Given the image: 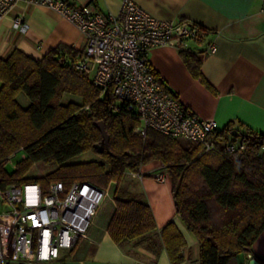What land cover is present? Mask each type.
<instances>
[{
	"label": "trees",
	"instance_id": "16d2710c",
	"mask_svg": "<svg viewBox=\"0 0 264 264\" xmlns=\"http://www.w3.org/2000/svg\"><path fill=\"white\" fill-rule=\"evenodd\" d=\"M197 28L201 37L196 42H200L207 31ZM179 53L190 74L205 83L194 52ZM82 58L83 50L61 44L41 60L20 50L0 59V163L19 150L26 154L11 175L7 167L2 169L11 182L27 183L25 174L41 163L54 170L31 182L88 181L102 189L113 184L115 210L107 233L122 247L145 239L156 224L149 205L119 186L126 174L159 162L170 182L175 213L197 240L199 264H229L252 253L264 231V136L248 128L240 131L230 123L216 133L218 150L209 153L198 144L151 129L143 138L135 133L140 124L133 113L110 112V94L99 98L89 76L75 70V62ZM65 94L78 97L80 103L62 104ZM21 95L29 101L25 108L18 100ZM99 122L109 137L102 152L98 148L102 135L95 127ZM227 142L241 143L245 149L227 153L223 148ZM87 152L99 159L73 162ZM159 237L170 264H182L187 244L175 223L169 222ZM153 253L157 255L156 246Z\"/></svg>",
	"mask_w": 264,
	"mask_h": 264
},
{
	"label": "crops",
	"instance_id": "0c3cea01",
	"mask_svg": "<svg viewBox=\"0 0 264 264\" xmlns=\"http://www.w3.org/2000/svg\"><path fill=\"white\" fill-rule=\"evenodd\" d=\"M65 1L76 7L93 6L103 14H117L121 5V0ZM133 1L157 19L186 22L207 31L202 41L188 43L183 49H190L200 61L205 83L190 74L179 49L157 47L149 53L151 67L183 106L199 118L213 120L217 132L233 123L235 129L248 128L264 136V0ZM17 16H23L26 30L13 26ZM61 44L83 50L85 40L70 22L48 8L18 3L0 20V59L20 50L41 60ZM210 45L215 48L213 53L207 51ZM156 170L165 174L159 162L140 168L142 174ZM129 182L127 191L149 205L156 230L142 241L116 246L107 233L115 210L111 197L101 206L88 239L77 244L69 263L170 264L159 233L174 222L187 244L182 264H199L197 240L175 213L168 178L164 183L150 176L130 178ZM76 250L81 252L79 256ZM253 259L264 264V231L254 242L252 253L239 255L229 264H251Z\"/></svg>",
	"mask_w": 264,
	"mask_h": 264
},
{
	"label": "built area",
	"instance_id": "2783aa9c",
	"mask_svg": "<svg viewBox=\"0 0 264 264\" xmlns=\"http://www.w3.org/2000/svg\"><path fill=\"white\" fill-rule=\"evenodd\" d=\"M18 3L48 8L80 32L85 46L75 70L91 76L99 98L110 94V112L133 113L140 124L136 134L145 138L151 129L198 144L204 153L218 150L215 122L199 118L183 106L148 60L150 51L157 47L183 50L199 40L201 33L196 26L157 19L133 0H121L117 14H103L88 5L72 6L65 0H0V20ZM13 26L21 31L27 28L23 16L15 17ZM207 51L213 53L214 46H208ZM223 148L230 154L245 149L241 143L231 142ZM14 155L0 163V264H73L68 259L77 244L88 239L106 189L88 181L70 185L13 183L2 169L13 165ZM148 175L160 183L166 180L164 174L154 171ZM129 176L141 179L147 175L139 172Z\"/></svg>",
	"mask_w": 264,
	"mask_h": 264
},
{
	"label": "rangeland",
	"instance_id": "374dc122",
	"mask_svg": "<svg viewBox=\"0 0 264 264\" xmlns=\"http://www.w3.org/2000/svg\"><path fill=\"white\" fill-rule=\"evenodd\" d=\"M89 78L91 80V76ZM18 100H19V103L24 108L27 107L28 104H29L28 99L24 95H21L18 98ZM70 102H72V103H80V100H79L78 97H75V96L69 95V94H65L63 96V98H62V104L67 105ZM25 158H26V154H25V152L23 150H19L17 153H15V155L12 158V164L13 165L12 166H8L6 168L8 174L11 175L16 170L17 163L23 161ZM98 159H99V157H98V155L96 153H94V152H87V153H84L81 156L75 158L73 160V162L74 163L90 162V161H94V160H98ZM53 170H54V166H46V165H43L41 163H37V164L33 165L30 168V170L25 174V178L26 179H29L28 182H31V181H33L35 179L43 178L44 176H46L48 173L52 172ZM155 173L158 174L159 171L156 170ZM159 174H161V173H159ZM146 175L147 176H150V177L152 176V175H148V174H146ZM129 179H130L129 174H126L125 177H124V179L122 180L120 186H119V190L120 191H124L125 189L129 188V186L131 184L129 182ZM114 189H115V186L113 184H110L106 188L107 196L105 197L103 204L111 201V197L113 195ZM100 228H101V225H100ZM80 253H81L80 251L78 252V250H76L75 255L76 256H79ZM91 256H92V254L90 253V256L89 257H91ZM68 262H69V259H68Z\"/></svg>",
	"mask_w": 264,
	"mask_h": 264
},
{
	"label": "water",
	"instance_id": "95a60500",
	"mask_svg": "<svg viewBox=\"0 0 264 264\" xmlns=\"http://www.w3.org/2000/svg\"><path fill=\"white\" fill-rule=\"evenodd\" d=\"M95 127L99 130V132L102 135V141H101L100 145H98L99 152H102L103 147L104 146H106V147L108 146L109 137H108V134H107V132L105 130V127H104L102 122L95 123ZM232 136L238 137V133L233 132ZM251 264H258V262L256 260H252Z\"/></svg>",
	"mask_w": 264,
	"mask_h": 264
}]
</instances>
